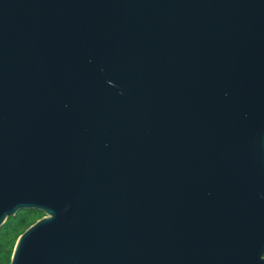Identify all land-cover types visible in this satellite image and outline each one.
I'll list each match as a JSON object with an SVG mask.
<instances>
[{"label":"water","instance_id":"water-1","mask_svg":"<svg viewBox=\"0 0 264 264\" xmlns=\"http://www.w3.org/2000/svg\"><path fill=\"white\" fill-rule=\"evenodd\" d=\"M10 264H264V0H0Z\"/></svg>","mask_w":264,"mask_h":264},{"label":"trees","instance_id":"trees-1","mask_svg":"<svg viewBox=\"0 0 264 264\" xmlns=\"http://www.w3.org/2000/svg\"><path fill=\"white\" fill-rule=\"evenodd\" d=\"M43 216L37 211H21L5 224L0 232V264H10L18 238Z\"/></svg>","mask_w":264,"mask_h":264}]
</instances>
